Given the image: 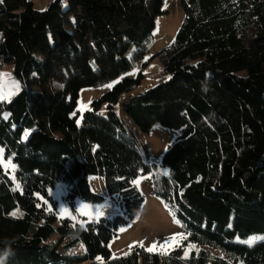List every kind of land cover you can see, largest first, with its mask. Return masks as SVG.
I'll use <instances>...</instances> for the list:
<instances>
[{
    "label": "trees",
    "instance_id": "1",
    "mask_svg": "<svg viewBox=\"0 0 264 264\" xmlns=\"http://www.w3.org/2000/svg\"><path fill=\"white\" fill-rule=\"evenodd\" d=\"M165 1L50 0L39 11L28 0H0V66H12L20 85L0 102V147L20 185L0 168V252L14 241L15 253L7 264H264V239L239 242L264 237V0H180L174 41L153 56L162 63L157 85L131 96L139 78H124L77 123L81 90L143 61ZM121 94L123 121L114 111ZM129 121L144 133L154 125L178 131L161 158L166 173L143 163ZM90 175L104 179L123 216L56 226L48 191L60 183L70 204L103 201ZM146 175L186 231L183 243L227 260L138 247L112 256L110 241L143 204L134 182ZM16 209L22 216H11ZM78 245L84 253H72Z\"/></svg>",
    "mask_w": 264,
    "mask_h": 264
},
{
    "label": "rangeland",
    "instance_id": "2",
    "mask_svg": "<svg viewBox=\"0 0 264 264\" xmlns=\"http://www.w3.org/2000/svg\"><path fill=\"white\" fill-rule=\"evenodd\" d=\"M28 1H31L34 4V8L36 10L43 11L46 9V6L50 0ZM162 11L163 14L158 16L155 20L156 24L152 32L151 44L141 63L136 65L131 71L119 77L115 81L97 88H86L80 91L75 113L77 116V123L78 121L80 123L82 115L91 109V104L93 101L97 100L104 93L111 90L124 78H130L133 80L139 78V82L136 84L135 89H133L130 93L131 96H139L148 89H151L157 85L158 80L161 77L160 72L162 63L159 58H153V56L162 49L172 45L183 20V10L180 0L165 1L162 5ZM0 74H9L10 80L7 81L9 87L11 86L12 81L19 85V83L14 78L12 66L1 65ZM5 82L6 81L4 78L0 77V84ZM13 91L14 94L11 96L9 101L0 102L9 103L20 92V85L18 90L13 89ZM82 105L83 110H81ZM105 109L106 106L103 105L102 110L105 111ZM114 111L122 121L123 119L127 118L124 109L118 105L115 106ZM128 124V133L136 142L139 152L142 156L143 163L153 168L157 173H166L167 170L161 167V158L166 148L176 140L178 131L160 125H154L147 133H144L141 132L133 123H130V121ZM4 159L7 160L8 158H6L4 155ZM5 173L11 179L16 188V185L19 184L16 178V170L14 173L15 180L11 178L13 175L11 172ZM88 183L91 192L102 197L103 201L98 203H88L81 201L80 199H75L74 202L70 204L66 200V188L60 183L48 191L49 196L56 205V226L62 221L68 220L80 228H85L90 222H98L101 219L111 220L117 216H123L124 212L119 198L107 193L105 182L102 177L90 175L88 177ZM134 185L143 196L144 201L135 218L127 225L120 227L116 233V236L110 241L108 248L111 251L113 257L126 255L133 247H138L152 254L159 255H166L173 250L182 249V253H184L185 257L190 255L191 252L205 250L208 251L212 256H218L224 260H227V258L219 251L213 250L208 246H198L194 244L183 243L186 239L187 233L175 221L163 202L154 195L151 175L137 178L134 182ZM47 205L51 207L49 202ZM84 206L87 207L85 208ZM65 210H67L66 213ZM13 213L16 214L13 215ZM22 214L23 212L20 209H16L11 213V216L20 217ZM174 234H181L185 238L173 243L166 248L161 249L160 245L163 244L167 238L172 237ZM56 239L57 236L55 235L50 239L49 242L54 243ZM68 239L69 238H67L65 241ZM248 240L249 238L247 241ZM258 240L260 239H257L255 242ZM153 244H156V248L154 249L152 248ZM72 253L82 254L84 253V249L81 245H78L72 251Z\"/></svg>",
    "mask_w": 264,
    "mask_h": 264
},
{
    "label": "snow or ice",
    "instance_id": "3",
    "mask_svg": "<svg viewBox=\"0 0 264 264\" xmlns=\"http://www.w3.org/2000/svg\"><path fill=\"white\" fill-rule=\"evenodd\" d=\"M0 77H3L4 80L6 81L3 84H0V101H9L11 96L14 94L13 89L18 90L19 85L16 84V82L12 81L11 82V86L9 87L7 81L10 80V76L9 74H0ZM81 110H83V105L81 106ZM8 114L4 115V118L7 119ZM79 123V121H78ZM27 135V133L25 134V136ZM0 168H3L5 170V172H11L13 175L11 176V178L13 180H15V170H16V166L14 164H12L11 162V158L9 157L7 160L4 159V150L2 148H0ZM17 190L20 188V185L17 184L16 185ZM85 208L87 206H84ZM67 210H65L66 213ZM16 213H13V215H15ZM63 215V213H62ZM178 223V221H176ZM185 237L181 234H174L172 237H169L165 240V242L163 244L160 245L161 249L166 248L170 245H172L173 243H176L180 240H183ZM257 239H264V237H251L249 238L248 241H245V243H254ZM152 248H156V244H153ZM152 250V249H149ZM99 259V258H98Z\"/></svg>",
    "mask_w": 264,
    "mask_h": 264
},
{
    "label": "clouds",
    "instance_id": "4",
    "mask_svg": "<svg viewBox=\"0 0 264 264\" xmlns=\"http://www.w3.org/2000/svg\"><path fill=\"white\" fill-rule=\"evenodd\" d=\"M133 89H135L133 87ZM118 105V104H117ZM148 176V175H146ZM14 243V241H5L6 247L2 252H0V264H7V261L10 257H12L15 253L11 247V244Z\"/></svg>",
    "mask_w": 264,
    "mask_h": 264
},
{
    "label": "built area",
    "instance_id": "5",
    "mask_svg": "<svg viewBox=\"0 0 264 264\" xmlns=\"http://www.w3.org/2000/svg\"><path fill=\"white\" fill-rule=\"evenodd\" d=\"M128 102V95L127 94H121L118 100V106L123 108L124 105Z\"/></svg>",
    "mask_w": 264,
    "mask_h": 264
},
{
    "label": "crops",
    "instance_id": "6",
    "mask_svg": "<svg viewBox=\"0 0 264 264\" xmlns=\"http://www.w3.org/2000/svg\"><path fill=\"white\" fill-rule=\"evenodd\" d=\"M103 111V110H102Z\"/></svg>",
    "mask_w": 264,
    "mask_h": 264
}]
</instances>
